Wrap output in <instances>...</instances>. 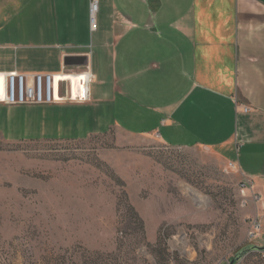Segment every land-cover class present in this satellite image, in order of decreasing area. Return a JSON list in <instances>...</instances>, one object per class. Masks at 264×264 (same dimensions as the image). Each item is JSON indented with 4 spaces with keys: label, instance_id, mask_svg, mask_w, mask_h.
<instances>
[{
    "label": "crops",
    "instance_id": "crops-1",
    "mask_svg": "<svg viewBox=\"0 0 264 264\" xmlns=\"http://www.w3.org/2000/svg\"><path fill=\"white\" fill-rule=\"evenodd\" d=\"M97 2L93 27L90 0L0 2L1 76L88 71L92 80L87 103L0 104V134L83 140L118 130L207 149L247 185L244 202L251 220H261L263 245L264 0ZM61 128L83 133L49 135Z\"/></svg>",
    "mask_w": 264,
    "mask_h": 264
},
{
    "label": "rangeland",
    "instance_id": "rangeland-1",
    "mask_svg": "<svg viewBox=\"0 0 264 264\" xmlns=\"http://www.w3.org/2000/svg\"><path fill=\"white\" fill-rule=\"evenodd\" d=\"M227 165L118 130L0 134V264H229L260 237L248 240L249 209Z\"/></svg>",
    "mask_w": 264,
    "mask_h": 264
},
{
    "label": "built area",
    "instance_id": "built-area-1",
    "mask_svg": "<svg viewBox=\"0 0 264 264\" xmlns=\"http://www.w3.org/2000/svg\"><path fill=\"white\" fill-rule=\"evenodd\" d=\"M98 11L97 0H90L89 3V21L91 27L94 25L95 15ZM3 76V91L0 95V104L6 106H44L57 103H87L89 101V86L91 84V75L88 71L82 74H74L76 79L75 91L69 79V75L59 77V93L56 94V75L46 73L22 74L11 72ZM242 112L248 113L249 109L242 108ZM228 169L235 170L233 163H228ZM247 185L240 183V193ZM256 199V197H254ZM260 219H254L250 223L248 240L255 241L260 237L262 231ZM264 258V252L261 253Z\"/></svg>",
    "mask_w": 264,
    "mask_h": 264
},
{
    "label": "water",
    "instance_id": "water-1",
    "mask_svg": "<svg viewBox=\"0 0 264 264\" xmlns=\"http://www.w3.org/2000/svg\"><path fill=\"white\" fill-rule=\"evenodd\" d=\"M260 252L263 253L264 252V245L263 246H249L248 248L242 250L239 254H237L234 259L232 261H230L229 264H234L237 261H239V259L241 257H243L244 255L250 253V252Z\"/></svg>",
    "mask_w": 264,
    "mask_h": 264
},
{
    "label": "bare ground",
    "instance_id": "bare-ground-1",
    "mask_svg": "<svg viewBox=\"0 0 264 264\" xmlns=\"http://www.w3.org/2000/svg\"><path fill=\"white\" fill-rule=\"evenodd\" d=\"M73 76V75H72ZM59 77H61V76H59ZM59 77H57L56 76V80H55V82H56V94L57 93H59V91H57V87H59ZM69 79L71 80V82H72V85H73V91H75V84H76V79H75V76H73V77H70L69 76ZM0 82H1V84L3 85V76H1L0 75ZM2 90H3V87H2ZM191 195V194H190ZM192 197H193V199L195 200V201H200V197H198L196 194H194V193H192Z\"/></svg>",
    "mask_w": 264,
    "mask_h": 264
}]
</instances>
